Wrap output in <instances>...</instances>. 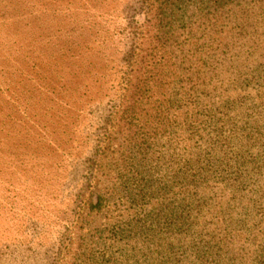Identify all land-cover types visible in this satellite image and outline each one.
I'll list each match as a JSON object with an SVG mask.
<instances>
[{
  "label": "rangeland",
  "instance_id": "obj_1",
  "mask_svg": "<svg viewBox=\"0 0 264 264\" xmlns=\"http://www.w3.org/2000/svg\"><path fill=\"white\" fill-rule=\"evenodd\" d=\"M0 264H264V0H0Z\"/></svg>",
  "mask_w": 264,
  "mask_h": 264
},
{
  "label": "trees",
  "instance_id": "obj_2",
  "mask_svg": "<svg viewBox=\"0 0 264 264\" xmlns=\"http://www.w3.org/2000/svg\"><path fill=\"white\" fill-rule=\"evenodd\" d=\"M215 9V8H214ZM243 10L237 9L234 13L227 16L225 13L220 11L219 9H215V13L208 12L209 19H212L215 17V24L219 26L217 38L219 40V43L217 47L214 49V52L212 54H209L206 56V59L202 62H200L203 72L202 74L199 73V76H195L194 79V86L199 87L201 90V93H206L203 96L198 95L193 100L196 102H201L204 104H210L211 107L213 104H222V106L227 105L228 103L232 102L235 97H233L230 94H213L215 89L213 88L212 93H207V88L210 85V82H214L213 87H216V84L218 82L217 79L213 77L214 74H217L221 71V69L225 66L228 67L225 63L219 62V57L221 55H226L231 51L232 46V40L236 36L243 37L247 31V28L245 27L248 24V16L246 12H242ZM238 22V23H237ZM236 33V34H235ZM214 33L212 34L213 37ZM231 44V45H230ZM229 47V49H227ZM212 57V58H209ZM147 66L150 69L147 70V72H151L153 69V66H155V63L153 61H148L147 63H144L142 66V69ZM171 67H176V65H173ZM141 68L136 74V84L135 88L139 90V92L142 94L143 92H146L147 90H152V87L159 88L160 84L153 83L148 85V81L142 80L140 82L139 74H140ZM175 74V72H173ZM236 73L235 69L232 72V75ZM159 78V77H158ZM160 80V78L158 79ZM140 83V84H139ZM263 92H258V95H262ZM138 99V97L136 98ZM142 96L139 98L138 102H142ZM103 201V200H102ZM101 198H98L97 204L101 203Z\"/></svg>",
  "mask_w": 264,
  "mask_h": 264
}]
</instances>
